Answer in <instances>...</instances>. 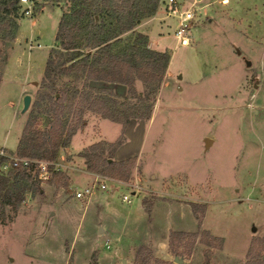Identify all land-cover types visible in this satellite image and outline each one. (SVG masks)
I'll list each match as a JSON object with an SVG mask.
<instances>
[{"label": "rangeland", "instance_id": "obj_1", "mask_svg": "<svg viewBox=\"0 0 264 264\" xmlns=\"http://www.w3.org/2000/svg\"><path fill=\"white\" fill-rule=\"evenodd\" d=\"M182 1L184 6L193 0ZM1 2L0 19L4 15ZM75 3L38 0L31 15L17 3L10 15V25L16 26L11 28L14 39L6 40L0 30V150L12 151L10 156H15L29 119L36 128L49 127L54 92L81 87L84 82L72 74L56 75L47 85L42 82L50 53L59 68L77 51H94L84 46L66 50L55 40L61 16ZM160 7L166 16L165 5L159 3ZM196 7L189 46L175 47L171 27L163 19L159 23L144 18L134 31L111 40V51L116 52L131 45L139 32L147 36L146 47L170 55L160 87L152 95V110L157 104L155 119L139 131L138 125L148 120L131 121L128 135L135 139L140 135L142 145L132 156L135 163L129 179L121 181L123 186L108 182V205L103 201L97 206L86 205L87 198L73 197L74 191L92 182L56 189L42 180L41 192H26L16 211L5 207L6 217L0 221V264H69L70 258L71 264H91L93 254L97 264H111L118 255L116 264H134L135 252L142 245L151 249L152 259L168 263L178 264L175 258L182 259L181 264L245 263L251 240L264 236V0H201ZM97 23L110 29L115 19L103 14ZM84 35V31L74 33L77 42ZM88 86L109 91L119 100L127 93L118 83L89 81ZM135 88L143 94L146 86L136 80ZM26 94L30 104L22 112ZM63 117L68 125L74 123L72 111ZM101 119L84 112L69 145L58 150L54 161H44L46 169L51 165L67 174L85 168L79 154L94 143L92 139L102 136L100 127L109 141L120 133V124L106 118L100 124ZM120 137L122 143L127 139L123 133ZM205 137L212 138L208 149ZM10 167L9 163L1 165L0 173L6 174ZM131 189L137 193L132 195ZM122 194L131 197L130 204L121 201ZM148 202L152 203L150 211L143 204ZM191 203L205 205L201 228L220 237L222 249L206 246L198 236L192 245L189 238L174 243L172 253L168 238L166 248L156 255L153 247H159L171 231L199 230ZM260 254L264 260V252ZM150 264L156 263L151 260Z\"/></svg>", "mask_w": 264, "mask_h": 264}, {"label": "trees", "instance_id": "obj_2", "mask_svg": "<svg viewBox=\"0 0 264 264\" xmlns=\"http://www.w3.org/2000/svg\"><path fill=\"white\" fill-rule=\"evenodd\" d=\"M74 1H76L75 7L69 13H64L59 20L55 40H59L60 46L66 50L84 46L94 51L87 54L77 51L76 56L66 59L59 68L56 67L50 53L45 64L42 82L45 85L47 82L52 83L55 76L59 74H72L75 79L83 77L84 82L81 87L72 85L54 92L52 118L46 130L34 127L31 119L25 123L17 142L15 156L28 159L30 162L27 166L21 164L13 166L7 156L12 155V151L5 150L7 155H0V167L4 163L11 165L6 174L0 173V221L6 217V206L16 211L25 200L26 192L32 195L41 192L42 179L38 176V162L54 161L58 150L69 145L71 137L83 122L84 112L96 113L102 118L120 123L123 128L131 120H149L154 103L152 95L158 91L165 70L168 68L169 53L146 47L147 36L139 32L136 33L135 41L131 45L116 52L111 51V40L121 33L134 31L142 19L154 15L159 0ZM17 3L18 0H2L1 2L4 15L0 19V30L4 38L9 41L14 39L10 15L16 12ZM103 14L115 19V24L110 29H105L103 24L97 23ZM15 28L16 26L13 25L12 29L15 30ZM76 31L85 32L83 37H79L78 42L74 36ZM79 42H86V44L81 45ZM1 77L0 72V80ZM136 80L145 84L146 89L143 94L136 91ZM89 81L118 83L126 87L127 93L122 100H119L109 91L89 87ZM75 99V103L72 104ZM66 111H72L74 117L72 125H68L63 117ZM122 141V137L111 143L100 140L83 149L79 155L84 159L85 169L105 177L127 181L135 158L112 160L115 150ZM105 152L108 153L107 156H104ZM48 168L50 177L47 182L54 185L56 189L68 188L69 176L64 171L54 169V166L49 165ZM143 204L146 205L147 211H150L152 203ZM191 206L198 220L199 230L196 232L171 231L168 239L170 251L175 253L174 243H180L184 238H189L192 245L198 236L199 241L206 246L222 249L223 240L201 228L205 205L191 203ZM261 252H264V236L251 240L244 264H264ZM134 259V264H150L151 260H154L156 264H175L161 259H152L151 249L144 245L136 250ZM69 264H71V258ZM91 264H97L94 254Z\"/></svg>", "mask_w": 264, "mask_h": 264}, {"label": "built area", "instance_id": "obj_3", "mask_svg": "<svg viewBox=\"0 0 264 264\" xmlns=\"http://www.w3.org/2000/svg\"><path fill=\"white\" fill-rule=\"evenodd\" d=\"M38 0H18L20 5L24 6V12L28 15L33 13V8ZM200 0H193L189 2V4L183 6L182 0H159V3H163L165 5V10L167 11V15L175 20V29L173 31V37L175 39V47L177 46H189L192 43V35H191V26L196 17V2ZM0 155H7L3 150H0ZM12 161L13 166H17L21 164L22 166H27L30 162L26 158H20L16 156L7 155ZM6 167L7 163L3 164ZM46 162L39 161L38 169H39V178L44 180L48 179V171L46 167ZM107 178L105 176H100V178H95L90 186H86L81 190H76L73 193V197L76 199H85L88 198L94 189L107 190L106 184ZM132 195L136 194L137 191L131 189ZM121 201L124 203H131V197L128 194L121 195Z\"/></svg>", "mask_w": 264, "mask_h": 264}, {"label": "crops", "instance_id": "obj_4", "mask_svg": "<svg viewBox=\"0 0 264 264\" xmlns=\"http://www.w3.org/2000/svg\"><path fill=\"white\" fill-rule=\"evenodd\" d=\"M161 19H163L165 21V22H162L163 24L167 25L169 28L171 27L172 35H173V31H174V29L176 27L175 22L173 23L172 21H168L169 18H168L167 15L165 16L164 11L162 10L161 7L157 9V11L154 13V15H152L149 18H146L145 20H152V21L159 22V20H161ZM149 39H150V41H152L151 38H149ZM156 108H157V104H155L154 109L152 110V114H151L150 119L146 123L145 122L142 123L141 124L142 125L141 127H140V125H138L139 126L138 131L140 129L142 130V128L144 126H146V125L149 126L151 124V122L155 119V117H156L155 109ZM103 119L104 118L101 119L100 124L102 123ZM131 121L129 122V124L125 128H123L122 125L120 123H118V124L121 125L120 133L116 136V138L113 141H109V140L106 139L105 132H103L102 129H101V127H100V131H101V135L102 136L99 137V138H96V139H92L91 142H97V141L103 140V141H106L108 143H111V142H114L116 139H118L120 137V135L123 133V134L126 135L127 139H126L125 142L121 143L117 147V149L115 150V152L113 154L114 160L120 161V160H124L126 158H129V157L135 156L140 151V147L142 145V138H141L140 135H139V137H137L138 139H135L134 136H130L129 137L128 132L130 131V128L132 126ZM134 121L135 120H133V122ZM115 123H117V122H115ZM141 135H143V134H141ZM131 142H133V145H132V148H129V147H131V144H132ZM80 143H82V141H80L78 145H80ZM3 146H5V145L3 144ZM5 147L8 148V149H10V150H14L16 148V147L15 148H9L7 146H5ZM67 174H68V176H69V178L71 180L70 187H72L73 185L76 186V183L78 181H84V180H86L88 182H93L95 180V178H97V177L100 178V176H102V175H99V174H96V173L88 172L85 168L72 169ZM108 182L114 183V184L119 185V186L122 184V186H123V183L121 181H113V180L107 178L106 184ZM108 195L109 194L107 192H105V190L94 189V191L92 192V194L90 195V197L87 198L86 205L88 203H93V204H96V206H97V203L98 202L102 203L103 201L105 202L106 205H108V197H107ZM79 200H81V199H79ZM100 209H102V208L100 207ZM106 210H108V209H106ZM98 215H99V219H100L99 222H101V220L103 218L102 212H100V214H98ZM101 232H103V230H101ZM182 232H187V231H182ZM168 238H169V235L166 238V240L163 243H161V245H159V247H153L154 253H156V255L160 251V249H162V248L165 249L166 248V246H167V239ZM164 252H165V254L167 256L168 255L167 251H164ZM120 257H121L120 255L116 256V259L113 260L111 264H116L117 261H118V259H120ZM133 257L134 256H133V252H132L130 258L133 259ZM126 260H128V259H126Z\"/></svg>", "mask_w": 264, "mask_h": 264}, {"label": "water", "instance_id": "obj_5", "mask_svg": "<svg viewBox=\"0 0 264 264\" xmlns=\"http://www.w3.org/2000/svg\"><path fill=\"white\" fill-rule=\"evenodd\" d=\"M236 53L238 55H240L241 51L238 48H236ZM244 61H245L246 66L251 65V62L249 60L244 58ZM30 99H31V97L29 94L24 95V97L22 99V102H23L22 112L26 111L27 108L29 107ZM203 142H204V148L208 149L210 147V145L212 144V138L205 137ZM252 231H255V227H252ZM174 261L177 262L178 264H181L183 262L182 259H178V258H175ZM123 263H125V260H123Z\"/></svg>", "mask_w": 264, "mask_h": 264}, {"label": "bare ground", "instance_id": "obj_6", "mask_svg": "<svg viewBox=\"0 0 264 264\" xmlns=\"http://www.w3.org/2000/svg\"><path fill=\"white\" fill-rule=\"evenodd\" d=\"M197 2L199 3V2H201V0L200 1H197ZM197 2H196V4H197ZM224 2H226V0H224ZM198 8L201 9L202 6H198Z\"/></svg>", "mask_w": 264, "mask_h": 264}]
</instances>
